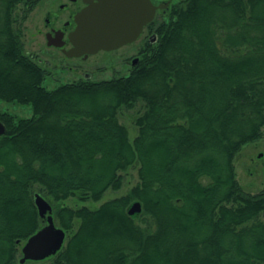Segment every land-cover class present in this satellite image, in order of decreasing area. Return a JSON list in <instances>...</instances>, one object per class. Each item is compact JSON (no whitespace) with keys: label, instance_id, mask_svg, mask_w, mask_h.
Segmentation results:
<instances>
[{"label":"trees","instance_id":"1","mask_svg":"<svg viewBox=\"0 0 264 264\" xmlns=\"http://www.w3.org/2000/svg\"><path fill=\"white\" fill-rule=\"evenodd\" d=\"M38 1L0 0V100L32 110L0 111V264L44 225L35 193L66 232L51 264H264V186L234 164L264 138V0H172L127 76L52 89L23 42ZM135 106L130 140L119 113ZM130 167L125 194L62 203L120 189Z\"/></svg>","mask_w":264,"mask_h":264},{"label":"rangeland","instance_id":"2","mask_svg":"<svg viewBox=\"0 0 264 264\" xmlns=\"http://www.w3.org/2000/svg\"><path fill=\"white\" fill-rule=\"evenodd\" d=\"M178 1L179 0H173V2ZM54 2V0H39L23 23V42L25 51L33 55L43 67L48 68L49 75L44 81V85L48 89L55 88L60 83L81 80L79 75L64 68L61 54L45 45L44 38L40 31L42 30V19L45 12L48 9L55 8V5H53L55 4ZM163 17L165 16H157L154 20L155 22L161 21ZM142 44V42L138 41L131 46L110 53L100 52L90 56L85 63V68L87 71L94 73L91 80L127 76L131 73L130 70H132V66L130 67V62H128V56H131V58L138 56L139 51L143 49ZM71 62L74 61L71 60ZM137 110L138 106L129 109L122 108L119 113V121L126 126L130 140L133 139L137 133V129L133 123ZM0 111L11 113L17 117H30L32 115V110L29 105L2 100H0ZM234 164L236 177L243 188L250 192L259 191L264 186V138H260L257 141L243 146L237 153ZM122 176L123 183L121 188L118 190L107 189L103 196L97 201L82 202L75 198H69L62 203L70 207L85 205L89 208H96L101 203L119 197L129 191V189L138 182L137 167H130L127 171L122 173ZM20 257L21 254L18 253L17 258ZM51 260L52 259L29 260L22 264H51Z\"/></svg>","mask_w":264,"mask_h":264},{"label":"water","instance_id":"3","mask_svg":"<svg viewBox=\"0 0 264 264\" xmlns=\"http://www.w3.org/2000/svg\"><path fill=\"white\" fill-rule=\"evenodd\" d=\"M84 1L87 6L75 15L76 27L69 35L72 48L65 50L70 57L112 50L136 40L156 11L151 0ZM135 62L136 59L133 60ZM5 131L4 124L0 122V136ZM34 201L44 225L22 244L20 264L53 256L62 248L66 238L64 229L55 223L51 203L39 193H35ZM140 211L141 204L135 201L127 213L133 215Z\"/></svg>","mask_w":264,"mask_h":264},{"label":"flooded vegetation","instance_id":"4","mask_svg":"<svg viewBox=\"0 0 264 264\" xmlns=\"http://www.w3.org/2000/svg\"><path fill=\"white\" fill-rule=\"evenodd\" d=\"M55 8L48 9L42 19V36L44 38L45 45L49 48H53L59 52L62 57L64 68H67L70 72L79 75L81 79L89 80L92 78L94 73L87 71L85 63L88 58L100 52H113L118 49L131 46L135 42H142L143 49L148 47L151 43H155L158 39L157 31L151 26L154 18L157 16L165 15L169 9L172 0H151L156 6V11L153 19L147 23L141 30L139 37L129 43L122 44L121 46L112 50H99L94 54H81L79 56H67L65 50L72 48V43L69 39V35L74 31L76 27L75 15L85 6L87 3L84 0H54ZM95 1V0H93ZM130 67L136 65L139 61L138 56H128ZM136 62L133 63V60ZM73 60L74 62H71ZM67 63H66V62ZM92 71V70H91ZM131 71V70H130Z\"/></svg>","mask_w":264,"mask_h":264}]
</instances>
